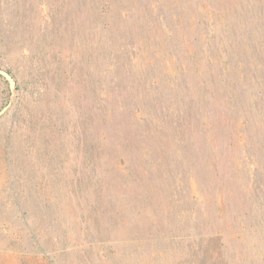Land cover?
<instances>
[{
    "label": "rangeland",
    "instance_id": "1",
    "mask_svg": "<svg viewBox=\"0 0 264 264\" xmlns=\"http://www.w3.org/2000/svg\"><path fill=\"white\" fill-rule=\"evenodd\" d=\"M2 176L0 264H264V0H0Z\"/></svg>",
    "mask_w": 264,
    "mask_h": 264
},
{
    "label": "crops",
    "instance_id": "2",
    "mask_svg": "<svg viewBox=\"0 0 264 264\" xmlns=\"http://www.w3.org/2000/svg\"><path fill=\"white\" fill-rule=\"evenodd\" d=\"M6 185V177H0V189Z\"/></svg>",
    "mask_w": 264,
    "mask_h": 264
},
{
    "label": "trees",
    "instance_id": "3",
    "mask_svg": "<svg viewBox=\"0 0 264 264\" xmlns=\"http://www.w3.org/2000/svg\"><path fill=\"white\" fill-rule=\"evenodd\" d=\"M6 71H7L9 74H11L9 70H6Z\"/></svg>",
    "mask_w": 264,
    "mask_h": 264
}]
</instances>
